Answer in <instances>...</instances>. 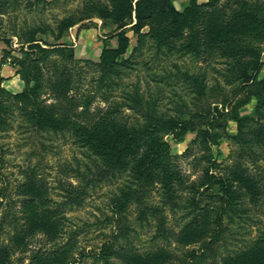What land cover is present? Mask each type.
<instances>
[{
    "label": "rangeland",
    "instance_id": "obj_1",
    "mask_svg": "<svg viewBox=\"0 0 264 264\" xmlns=\"http://www.w3.org/2000/svg\"><path fill=\"white\" fill-rule=\"evenodd\" d=\"M189 1L174 4L182 10ZM103 7L111 9V0H0V88L19 93L26 77L30 86H40L41 100L59 103L76 124L92 119L79 113L77 102L93 92L97 95L91 112L114 100L121 110L117 115L129 126L147 128L156 119L198 113L191 129L154 135L168 143L170 170L177 171L180 181L169 188L159 178L140 182L134 160L114 166L106 156L78 144L71 126L40 128L28 119L24 105L15 104L11 127L0 133V193L6 196L0 197V264H31L34 251L58 249L62 243L65 250L53 259L58 264H125L116 252L145 255L157 250L170 255L163 264H181L188 258L193 264H224L225 256L250 247L264 233V37L247 39L262 51L263 66L245 88L240 76L252 65L250 55L223 53L222 43L219 49L189 53L179 37L168 46L146 35L138 37L129 28L127 53L104 69L101 50L104 45L115 47L117 38L111 35L114 27L99 16ZM148 29L146 25L141 32ZM30 39L44 48L65 44L73 48L74 58L56 51L40 58L32 49L21 68L16 60L29 50ZM234 41L230 37L229 45ZM101 76L111 90L101 85ZM207 119L216 143L203 140ZM212 162L213 174L233 182L244 169L259 180L262 193L256 202L242 196L224 209L219 238L187 244L184 226L198 215V210L191 214L190 198L197 186L208 183L204 171ZM31 181L37 183L33 187L42 203L36 192H27L25 184ZM208 185L214 188L197 194L201 206L217 200L216 181ZM29 196L43 204L35 210L45 208L56 219L60 231L53 239L44 232L22 237L19 226L27 216L22 201ZM106 242L111 249L105 254ZM203 245L207 247L202 251ZM191 250L199 251L190 257Z\"/></svg>",
    "mask_w": 264,
    "mask_h": 264
},
{
    "label": "trees",
    "instance_id": "obj_2",
    "mask_svg": "<svg viewBox=\"0 0 264 264\" xmlns=\"http://www.w3.org/2000/svg\"><path fill=\"white\" fill-rule=\"evenodd\" d=\"M220 1L190 0L185 8L179 10L175 7L174 0H111V9L101 8L99 16L101 19L108 20V23L114 27L111 35L117 38V45L115 47L103 46L99 56L100 66L106 69L124 57L130 46V38L126 34V29L129 28L138 37L146 35L156 42H162L168 46L173 38L179 37L182 39L181 46L185 52L189 53L196 52L198 54L200 52L197 51L200 48H207L209 51L215 48L219 49V45L222 43L224 44L221 49L223 53L225 49V51L234 54L233 56L250 55L252 58L250 65L251 63L252 65L242 69L240 78L243 88L251 86L256 81L263 62L260 57L262 52L260 48L247 39L264 37V0H223V4ZM146 25L149 29L147 33H142L141 30ZM198 26L199 28H197ZM198 34H201V37ZM230 37L235 39L231 46L228 43ZM27 43L29 50L23 51V57L16 60V64L21 65V68L26 67V60L32 49L37 50L40 58H44L51 51L59 52L67 56L68 59L74 58L73 48L65 44L44 48L34 39L28 40ZM23 79L25 80L24 87L19 93L13 94L5 88H0V133L11 127L9 118L15 111L14 106L21 104L26 108L28 119L38 127L59 130L71 126L74 134L77 135L78 144L87 146L96 154L106 156L107 161L114 166L123 167L128 163L129 158L134 160V171L140 182L159 178L164 182V187L169 188L176 181H180L177 171L170 170L168 143L154 135L158 131L177 134L191 129V122L193 118L198 117V113H186L180 119H156L155 123L148 125L147 128L134 127L120 120L117 115L121 111L120 106L115 104L114 100L105 104L98 111L91 112L93 98L97 95H95L96 92H93L89 98L82 94L77 102V106L80 108L79 113L85 117L90 116L92 119L76 124V121L62 113L63 109L60 110L59 103H47L39 98V85L30 86L27 83L28 79L26 77ZM106 80L101 76L100 83L102 82V86L111 90V84ZM205 125L202 130L204 142L216 143V135L210 132L209 128L211 120L207 119ZM215 165V162H212L211 166L205 167L204 173L209 178L208 183H211V180L216 181L217 186L214 190L217 193V200L212 204L201 206V198H197V194L203 195L214 186H209L208 183L197 186L195 195L190 200L191 214L198 210V215L196 219L192 220V223L185 224L186 233L182 235L184 243H199L208 237L211 240L213 237L219 238V234L222 232V222H224V209L238 203L242 196H251L256 202L262 193L259 188V180L244 169L236 173L235 182H233L213 174L211 169ZM35 184L37 183L33 181L25 184L27 192L35 193L36 189L33 187ZM201 185L204 187L203 190H200ZM36 193V196L40 197L37 200L42 203L43 199L40 193ZM0 197L6 196L1 192ZM34 200V197L29 196L22 201L27 216L25 225L19 226L25 235L20 233L22 237H25L28 234L44 232L49 239H53L60 231L57 221L54 216L48 215L45 208L39 207L38 210H35L34 206L39 204L42 207L43 204ZM218 202L220 205H216ZM212 214H214L213 219L211 218ZM213 224L215 228H212ZM18 242L20 243V241ZM64 245L62 243L58 249L34 251L30 256L31 264H58V261L53 259L59 256V253L62 254L65 250ZM110 246L111 243L106 242L102 246V251H110ZM206 247L207 245H203L202 251L206 250ZM197 251H192L189 256L192 257L193 252ZM106 252L104 253L106 254ZM169 256V253L164 250H157L145 255L137 252L128 254L116 252V257L122 258L125 264H163L165 261L168 263L167 257ZM193 263L192 258L181 262V264ZM223 263L264 264V233L263 237L250 247L234 253L231 258L225 256Z\"/></svg>",
    "mask_w": 264,
    "mask_h": 264
},
{
    "label": "crops",
    "instance_id": "obj_3",
    "mask_svg": "<svg viewBox=\"0 0 264 264\" xmlns=\"http://www.w3.org/2000/svg\"><path fill=\"white\" fill-rule=\"evenodd\" d=\"M175 5V4H174ZM176 7V6H175ZM178 9V8H177ZM15 75L13 74V75H11V77H14ZM13 79H15V82H16V77H14ZM11 81H13L14 82V80H11ZM20 90V88L17 90V91H19Z\"/></svg>",
    "mask_w": 264,
    "mask_h": 264
}]
</instances>
